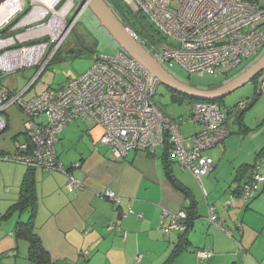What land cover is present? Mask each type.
<instances>
[{
	"label": "built area",
	"instance_id": "obj_1",
	"mask_svg": "<svg viewBox=\"0 0 264 264\" xmlns=\"http://www.w3.org/2000/svg\"><path fill=\"white\" fill-rule=\"evenodd\" d=\"M122 1L132 12L144 15L159 33L160 39H142L130 28L160 63L177 61L187 71L200 75L228 72L264 48L263 0ZM75 7V0H50L48 8L35 0H0V134L7 128L5 113L12 106L20 108L27 121V140L16 142L14 150L2 159L28 168L67 173V189L82 188L83 182L59 161L56 151L63 129L81 119L88 127L99 125L104 129L100 141L115 158H124L132 150L156 153L158 148L168 146L182 169L191 171L203 185L202 178L215 168L214 159L205 151L230 134L226 112L218 102L196 101L189 120L203 128L191 135L192 147H186L180 121L167 114L156 100L160 80L123 49L96 54L92 66L83 74L28 99L24 95L29 86L13 93L4 84V74L20 69L39 67L38 75L43 72L77 19L75 16L66 26V18ZM262 89L264 76L259 81V90ZM248 103L244 99L229 109L241 110ZM79 166L80 162L72 165ZM260 169L261 163L253 165L249 178L226 200L227 206L236 196L249 201L260 193L264 185ZM98 195L121 204V197L114 191ZM166 217L170 223L164 231L187 230L185 209H163L162 221ZM207 220L232 235L213 205L208 207ZM198 253L201 260L212 254L206 249ZM140 258L138 255L136 262Z\"/></svg>",
	"mask_w": 264,
	"mask_h": 264
},
{
	"label": "crops",
	"instance_id": "obj_2",
	"mask_svg": "<svg viewBox=\"0 0 264 264\" xmlns=\"http://www.w3.org/2000/svg\"><path fill=\"white\" fill-rule=\"evenodd\" d=\"M263 55L264 52L242 72L217 86L186 85L200 90L219 89L240 77ZM4 76V84L13 93H20L28 86L30 90L37 80L17 91L16 86L8 83L10 77ZM263 76L264 72L218 101L226 112L230 134L206 152L214 159L215 168L202 178L203 185L191 171L182 169L165 147L158 148L156 153L132 150L124 158L117 159L100 141L104 133L101 126L88 127L81 119L71 121L60 133L56 151L59 161L83 182V187L69 191L68 174L64 172L35 169L33 173L37 192L34 228L50 255L51 264H165L179 244L181 233L174 229L164 231L170 219L166 217L162 221L163 209L188 211L192 204L195 220L187 234L188 244L172 264H264V252L260 254L255 248L256 244L264 248V185L261 193L251 201L236 196L230 206L226 205L230 194L246 181L254 164L261 163L260 171L264 174V89H256L252 98L256 102L242 114L240 121L236 113L242 109L229 107L242 99L227 104V98L250 82L259 87ZM169 88L177 93L173 94L175 100H182L183 96L192 99L191 114L193 104L199 99ZM241 95L250 94L244 91ZM6 118L7 128L0 134V160L5 162L0 161V167L9 176L6 196L15 203L28 167L2 157L14 150L16 142L27 140V121L17 106L9 108ZM184 122L181 119L180 129ZM191 135H183L188 148L193 145ZM76 162H80V166L72 167ZM106 190L121 197V204L115 205L98 195ZM209 205L215 207L224 228L232 235L207 220ZM19 221L13 230L7 229L0 236V264H20L18 258L10 256L18 255L19 238L15 230ZM201 249L211 251V256L201 260L198 253ZM138 255L141 258L136 262ZM25 260L27 264H39L30 260L28 253L23 262Z\"/></svg>",
	"mask_w": 264,
	"mask_h": 264
},
{
	"label": "rangeland",
	"instance_id": "obj_3",
	"mask_svg": "<svg viewBox=\"0 0 264 264\" xmlns=\"http://www.w3.org/2000/svg\"><path fill=\"white\" fill-rule=\"evenodd\" d=\"M76 1V7L69 12V15L66 18V26L71 24L73 18L77 16V19L72 23V29L70 33L67 34L63 43L61 44V49L58 52L55 59H53L50 64L39 74V67H28L25 69H20L11 75L4 74L6 77H10L9 84L16 86L17 91H21L25 86H27L34 78L38 75L37 80L34 82L31 89L26 94L25 98L31 96H36L42 93L48 88L57 89L63 85L68 79L77 77L78 75L86 72L94 62V56L98 53H114L118 50V43L112 38L108 33L105 27L101 25L98 19L95 18L93 12L87 7L80 10L81 1ZM110 4L113 0H106ZM118 5H120L121 12H116L119 19L129 28H131L139 38L151 40L153 37L150 32V22L148 19L141 13H134L122 0H115ZM264 3V0H263ZM111 5V4H110ZM112 6V5H111ZM31 9V7H30ZM29 11V9H28ZM148 47V46H147ZM264 52V49L259 51L257 54L245 58L243 62L236 68L231 69L228 72H205L203 75H200L197 72L187 71L179 62L170 61L163 64V66L185 84L195 86L198 88H209L214 87L231 79L238 73L242 72L249 65L255 62ZM4 76V77H5ZM259 85V84H258ZM256 89L259 90V87H255L254 82L246 84L244 87L236 90L232 95L227 98V104L237 102L238 100L247 99L249 102L254 97ZM244 91L248 92L250 95H241ZM173 94H177L165 84L160 83L157 86V102L159 106L167 113L172 114L177 120L181 122V119H184V123L181 125V132L184 136H189L203 128V125L200 123H193L189 119L191 100L189 97L183 96L182 100H175ZM260 103L256 106L259 107ZM8 112V111H7ZM6 112V113H7ZM5 113V114H6ZM239 111L236 113L238 115ZM234 116V119L236 118ZM233 117V116H232ZM76 121V120H74ZM233 121V120H230ZM79 123H82L81 121ZM215 148V147H213ZM211 148V149H213ZM162 148L160 147L159 150ZM210 150V149H208ZM205 151V154H207ZM63 153V152H62ZM68 153V152H67ZM63 155V154H62ZM3 161V160H0ZM5 162V161H3ZM1 162V163H3ZM10 163V162H6ZM8 172L0 167V236L7 229H14L15 223L18 220H27L28 212L23 213H14L6 218L4 214L8 211L10 206L13 204L6 196V181L9 180ZM205 186V184H204ZM262 187V186H261ZM230 197V196H229ZM251 201V200H250ZM15 239H17L15 237ZM18 242V255L12 256V258H18V263L27 264L26 260L23 262V259L26 258L28 253L29 242L25 238L17 239ZM0 242L2 240L0 239ZM6 244L5 241H3ZM2 243V244H3ZM258 253H263L264 248L255 246ZM20 254V255H19Z\"/></svg>",
	"mask_w": 264,
	"mask_h": 264
},
{
	"label": "water",
	"instance_id": "obj_4",
	"mask_svg": "<svg viewBox=\"0 0 264 264\" xmlns=\"http://www.w3.org/2000/svg\"><path fill=\"white\" fill-rule=\"evenodd\" d=\"M80 10L89 8L101 25L106 28L112 38L118 43L119 48L136 58L144 65L153 77H157L167 86L188 94L196 99L204 101L222 100L233 90L241 87L248 81L253 80L256 76L264 72V55L251 66L245 73L223 87L214 90H200L183 84L173 78L163 65L152 55L146 46L133 34L131 29L126 26L118 17L113 7L106 0H80ZM30 87V86H29ZM256 102L253 99L248 107L243 108L238 114V121L242 114L251 108Z\"/></svg>",
	"mask_w": 264,
	"mask_h": 264
},
{
	"label": "trees",
	"instance_id": "obj_5",
	"mask_svg": "<svg viewBox=\"0 0 264 264\" xmlns=\"http://www.w3.org/2000/svg\"><path fill=\"white\" fill-rule=\"evenodd\" d=\"M110 4L112 5L114 11H117L118 13L121 12L120 7H119L120 5H118L115 0L111 1ZM149 29L151 32V36L153 37L152 38L153 40L156 38L157 39L161 38L159 33L151 25ZM218 101L219 100L215 102H218ZM165 148H166L165 149L166 152H170V149L168 146H166ZM165 161H166V164H168L167 163L168 161L167 160ZM251 169H250V172H251ZM34 171H35L34 168H28V172L25 175L24 180L21 185L19 199L10 206L8 211L3 216L4 218H6L14 213L28 212L29 214L28 219L20 220L17 224L16 230H15L16 237L25 238L28 240L29 242L28 256L30 260H33L39 264H51L50 255L48 251L45 249V247L43 246L40 240V237L36 233L35 228H34V218H35L36 209H37V192H36V187H35V179L33 176ZM187 213H188L187 230L180 234L181 235L180 242L178 245L174 247L171 255L169 256L165 264H172L175 257L182 250L186 249V244H188L187 234L192 228L193 222L195 220V211H194L193 204L189 206Z\"/></svg>",
	"mask_w": 264,
	"mask_h": 264
},
{
	"label": "bare ground",
	"instance_id": "obj_6",
	"mask_svg": "<svg viewBox=\"0 0 264 264\" xmlns=\"http://www.w3.org/2000/svg\"><path fill=\"white\" fill-rule=\"evenodd\" d=\"M35 2H38V3L42 4V5H45V8H48V5L50 3V0H35ZM51 26L52 25H50V28H51ZM48 28H49V26H48Z\"/></svg>",
	"mask_w": 264,
	"mask_h": 264
},
{
	"label": "flooded vegetation",
	"instance_id": "obj_7",
	"mask_svg": "<svg viewBox=\"0 0 264 264\" xmlns=\"http://www.w3.org/2000/svg\"><path fill=\"white\" fill-rule=\"evenodd\" d=\"M96 18V17H95ZM97 19V18H96ZM99 21V20H98Z\"/></svg>",
	"mask_w": 264,
	"mask_h": 264
}]
</instances>
